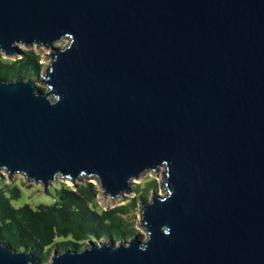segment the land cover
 <instances>
[{"label":"water","instance_id":"95a60500","mask_svg":"<svg viewBox=\"0 0 264 264\" xmlns=\"http://www.w3.org/2000/svg\"><path fill=\"white\" fill-rule=\"evenodd\" d=\"M18 44L52 54L38 81L0 78L8 179L114 199L165 168L144 240L43 264H264V0H0V53ZM0 264L41 263L0 244Z\"/></svg>","mask_w":264,"mask_h":264},{"label":"trees","instance_id":"16d2710c","mask_svg":"<svg viewBox=\"0 0 264 264\" xmlns=\"http://www.w3.org/2000/svg\"><path fill=\"white\" fill-rule=\"evenodd\" d=\"M42 68L33 50L22 52L14 60L0 55L2 80L34 79ZM139 187L143 190L138 199L145 201L147 192L156 190V182L151 180ZM97 194L95 185L83 181L73 188L62 185L56 189L49 205L39 204L32 209L24 204L16 208L12 202L20 199L19 189L0 183V244L11 251L30 252L43 264L53 251H80L90 241L116 244L131 238L133 229L122 216L131 212L134 203L100 211L96 210Z\"/></svg>","mask_w":264,"mask_h":264},{"label":"rangeland","instance_id":"374dc122","mask_svg":"<svg viewBox=\"0 0 264 264\" xmlns=\"http://www.w3.org/2000/svg\"><path fill=\"white\" fill-rule=\"evenodd\" d=\"M67 43H68V39H62L59 42L53 43V47L61 48L65 46ZM17 48L20 54L12 58H6L1 53L0 55L2 56L3 59L14 60L20 58L22 52L27 50H33V52L39 58V64L43 66L42 71L40 72L38 77L32 79L33 81H38L39 77L43 75L45 69L50 63V56L48 55L52 54L51 49L42 46L36 47L35 45H32L31 47H25L20 44L17 45ZM34 85L36 86L37 89H42V90L46 89V86H44L41 82H34ZM164 173H165L164 167L158 168L157 171L144 172L137 180L132 181V183L130 184V188H131L130 193L120 195L114 199H110L108 196H103L102 190L98 187V185L95 184V180L93 178L87 179L85 177H81L80 181H76L74 185L81 184L83 181H88L93 185H95L98 191V194L96 196V207H97L96 210L106 211L117 207H122L130 203H134L135 207L131 209V212L128 215L122 217L125 221L130 223L133 229L132 237L137 236L138 239L144 240L146 238V233L141 227L140 205L142 202H148L151 199L153 193L161 196H164L166 194V189L163 183ZM151 180H155L156 190L148 191L145 196V201L139 200L138 197L142 195L141 190H143V188L139 187V185ZM0 183L1 185L6 184L19 189L20 199L18 201L12 202V205L14 207L18 208L24 204H27L32 209H35V207L38 206L39 204H45V205L51 204L53 200L49 196H51L54 199L55 190L61 187L62 185L69 188H73L74 186L69 180L57 177L52 183H50L47 189V194L49 195L48 196L44 193L43 187L39 183L28 182L21 174H15L10 179H8L7 174L4 172H0ZM132 200H134V202H132ZM94 242L98 243L102 241H94ZM87 244L88 243H85L84 246H86ZM51 255L52 252L50 253L46 262H49Z\"/></svg>","mask_w":264,"mask_h":264}]
</instances>
